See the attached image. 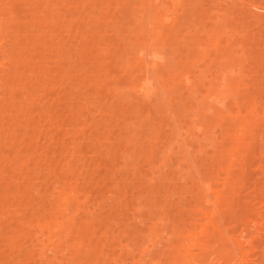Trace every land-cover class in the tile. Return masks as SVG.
<instances>
[{
  "label": "rangeland",
  "instance_id": "374dc122",
  "mask_svg": "<svg viewBox=\"0 0 264 264\" xmlns=\"http://www.w3.org/2000/svg\"><path fill=\"white\" fill-rule=\"evenodd\" d=\"M158 1L0 0V264H176L210 242L204 181L264 264V3L185 0L172 29Z\"/></svg>",
  "mask_w": 264,
  "mask_h": 264
},
{
  "label": "bare ground",
  "instance_id": "6f19581e",
  "mask_svg": "<svg viewBox=\"0 0 264 264\" xmlns=\"http://www.w3.org/2000/svg\"><path fill=\"white\" fill-rule=\"evenodd\" d=\"M153 1V0H152ZM155 2L156 1H158V0H154ZM231 1H239V2H241V3H243L245 0H231ZM250 1V0H249ZM158 2H160V1H158ZM169 3H170V5H168L167 6V9H166V14L164 15V17H163V19H162V24H170V26H171V28L173 29V28H176V26L177 25H179L180 23L179 22H181V20H183L182 19V17L184 18V16H185V0H169ZM258 3H259V5H262V3H264V0H260V1H258ZM158 4V3H157ZM179 10H181L180 12H179ZM3 23H2V21L0 20V31H2V30H4L5 31V29L2 27L3 25H2ZM15 24H18V23H15ZM22 28V27H21ZM7 30L6 31H10L9 30V27H7L6 28ZM18 29V28H17ZM15 30V29H14ZM23 30V29H22ZM4 31H2V33L4 32ZM19 31V30H18ZM158 32H159V30H158ZM9 33V32H8ZM8 33L6 32H4V34L3 35H1V32H0V46L2 45V47H1V49L4 47V49L3 50H1V51H3V53L4 54H6L7 53V51H9V49H8V47H6L5 48V38H6V36H9L8 35ZM21 33V32H20ZM2 37V38H1ZM153 43H155V40H150L149 41V44L148 45H153ZM8 44V43H7ZM10 48V47H9ZM148 48L150 49V47L148 46ZM10 49H12V48H10ZM13 50V49H12ZM26 50V49H25ZM142 51H144V50H142ZM154 52H156V51H154ZM19 53V52H18ZM145 52H143V54H144ZM148 53H150V51L148 52ZM142 54V53H141ZM142 54V55H143ZM157 54V53H156ZM138 55V54H137ZM146 55V54H145ZM141 56V55H140ZM149 56H151V53L149 54ZM154 56H156L155 54H154ZM158 56V55H157ZM156 56V57H157ZM9 57V56H8ZM139 57V56H138ZM143 59H141L140 61L137 59V61H139V62H141L142 63V60H144L145 61V58H146V56L145 57H143V56H141ZM148 57V56H147ZM156 57H150L149 59H147L148 60V63L152 66V68L154 69L155 67H153V66H156L155 64L157 63L156 61H157V59H155ZM6 58H7V56H6ZM5 60V59H4ZM143 61V62H144ZM1 62H2V60H1ZM7 62V61H6ZM139 64V63H138ZM148 64V65H149ZM0 65H2V64H0ZM143 65H145V62H144V64ZM148 68V67H147ZM151 68V69H152ZM149 70H150V68H148ZM147 70V69H146ZM148 70V71H149ZM147 75H148V72H147ZM144 78V77H143ZM142 78V79H143ZM146 78V77H145ZM151 81V80H150ZM139 82H141V81H138V83L137 84H139V87H138V90L137 91H145L146 93H150V92H153V91H156V90H154V89H157L155 86L153 87V83H149V80L147 81L146 79L145 80H143L141 83H139ZM128 85V84H127ZM126 85V86H127ZM135 85V84H134ZM131 86L130 85V87L131 88H133L134 87V89H135V86ZM125 86V87H126ZM129 86V85H128ZM129 87V88H130ZM124 88V87H123ZM129 91H132L131 89L129 90ZM140 93V92H139ZM144 93V92H143ZM148 93V94H149ZM141 94H142V92H141ZM245 124H248V122H246ZM226 179H228V178H226ZM226 182H227V180H226ZM201 186H202V197L204 198L202 201H203V203H202V205H201V208H200V211H202L203 213H205L207 216H208V219H209V221L206 223V224H203V229H202V231H204V235H205V237H206V241H213L212 243H219L218 245H216L215 243V245L216 246H219V245H221L222 244V246H225V247H229V240L231 239V240H233L232 242L234 243V241H236L237 240V242L239 243V241H240V239H237L236 237V240H234L233 239V237H231L232 235H230V236H228V229H227V227H223V222H224V220H225V218H226V216H225V211H223V210H221V208H220V206L218 205V203L219 202H221V203H227L228 201H227V198H225V194H223V196L221 195V192L219 191V192H217V196H212L213 195V187H212V185L210 184V183H208L207 181H204V182H202V184H201ZM73 190V191H72ZM74 190H75V188H73V189H71V191H70V193H64V194H66V196H64V198H65V200L67 201V202H69V203H75V202H73V201H75V199H76V197L78 196V194H77V192H74ZM77 190V189H76ZM69 192V191H68ZM73 193H74V195H73ZM76 193V194H75ZM70 194V195H69ZM72 195H73V197H72ZM75 195H77L76 197H75ZM71 196V197H70ZM75 198V199H74ZM72 201H71V200ZM77 202V201H76ZM82 203V202H81ZM78 205V204H77ZM209 205H212V206H214V208H213V210L211 211V213L210 214H207V212L205 211V210H207V207L209 206ZM79 206V205H78ZM81 206H83V205H81ZM79 208V207H78ZM214 218V219H213ZM255 220H256V218H255ZM254 220V221H255ZM258 220V219H257ZM256 220V221H257ZM57 221V220H56ZM55 221V222H56ZM59 221V220H58ZM57 221V223L55 224V226H57V227H60V228H62V222H58ZM258 222V221H257ZM225 223V222H224ZM254 223V222H253ZM256 223V222H255ZM259 223H260V221H259ZM39 224H41V222H39ZM38 224V225H39ZM46 226H48L46 223H44ZM43 223H42V225L41 226H43L44 225ZM208 225H211L210 227H211V230L209 231V230H207L208 228ZM226 224H224V226H225ZM255 225V224H254ZM41 226H39L40 228H41ZM46 226H44V227H46ZM44 227H42V228H44ZM49 227H50V225H49ZM48 227V228H49ZM51 228V227H50ZM63 228H64V226H63ZM41 230H43V229H41ZM51 230H53L52 228H51ZM201 230V229H200ZM230 230V229H229ZM190 231V233H189V235L190 236H188L187 238L189 239L190 237H193V235L195 236H199V231L197 230V228H195V229H193V230H189ZM42 232V231H41ZM50 232H53V231H50ZM201 232V231H200ZM66 233H67V231H66ZM66 233L64 234V235H62V236H60V238L62 237V241H64L63 239H64V236H66ZM230 233V232H229ZM235 233V232H234ZM241 233V232H240ZM247 233V232H246ZM68 234V233H67ZM183 234V233H182ZM234 235V234H233ZM241 235V234H240ZM239 235V236H240ZM243 235V234H242ZM241 235V236H242ZM229 237H230V239H229ZM244 237V236H243ZM242 237V238H243ZM180 238H182V236L180 237ZM179 238V239H180ZM184 239V238H183ZM191 239V238H190ZM195 239V237L193 238V240ZM178 240V239H177ZM186 240V239H185ZM197 240V239H196ZM195 240V241H196ZM243 240V239H242ZM246 240V239H245ZM61 241V242H62ZM181 241V240H180ZM179 241V242H180ZM185 241H183V242H181V246H180V244H179V246L180 247H183L184 249H185V252H183L184 254H182V255H180L179 256V254L177 255L178 256V258H177V263L176 264H186L187 262H188V258H189V260H198L199 261V257L201 256L200 254H202L203 255V252L204 253H207V254H205V255H208V254H210V256H211V254H212V256L211 257H217L218 256V254L220 253V252H217V251H214L213 250V248L214 247H216L214 244H212V243H208V244H204V245H202L201 243H199V244H201V246L203 247V249H202V252L201 253H191L190 252V249H191V247L194 245L193 243L192 244H188V245H186L185 243H184ZM187 242V241H186ZM197 242V241H196ZM236 242V243H237ZM242 242V241H241ZM240 242V243H241ZM244 242V241H243ZM247 242H248V240H247ZM190 243V242H189ZM205 243H207V242H205ZM236 243H234V250H235V252H233L232 251V248H230V249H228V253L225 255L227 258H229L230 260H229V263H234V264H242L241 262H242V260H245L244 258H245V250H243V246H241V244L239 243V245H238V243L236 244ZM236 244V245H235ZM244 245V244H243ZM245 246V245H244ZM201 247V248H202ZM213 252H215V256H214V254H213ZM172 253V252H171ZM176 253V252H175ZM175 255V254H174ZM176 256V255H175ZM176 256V257H177ZM176 257H175V259H176ZM203 259L205 258L204 256H201ZM210 257V258H211ZM215 257V258H216ZM225 257V258H226ZM206 258H208V256H206ZM205 258V259H206ZM215 258H213V259H215ZM219 260L221 259V257H217ZM216 258V259H217ZM215 259V260H216ZM211 260V259H210ZM197 261V262H198ZM208 261V260H207ZM205 262V264H207L208 262ZM218 261V260H217ZM174 262V261H173ZM210 262V261H209ZM226 262H228V260L227 261H224V262H221V263H226ZM248 261L246 260V263H247ZM189 263V262H188ZM211 263V262H210ZM215 263V262H214ZM245 263V264H246ZM140 264V263H139ZM156 264V263H155ZM158 264V263H157ZM217 264V263H216ZM218 264H219V262H218ZM228 264V263H227ZM243 264H244V262H243Z\"/></svg>",
  "mask_w": 264,
  "mask_h": 264
}]
</instances>
